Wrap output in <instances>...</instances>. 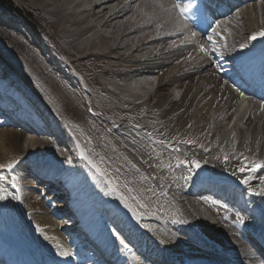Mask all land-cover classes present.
I'll return each mask as SVG.
<instances>
[{"label": "bare ground", "instance_id": "bare-ground-1", "mask_svg": "<svg viewBox=\"0 0 264 264\" xmlns=\"http://www.w3.org/2000/svg\"><path fill=\"white\" fill-rule=\"evenodd\" d=\"M13 1L14 12L31 22L36 33L13 13V22L0 18V28L23 48L52 101L38 95L36 104L11 75L2 77L7 69L0 67V97L7 99L10 111L26 115L17 118L18 125L34 126L26 131L29 138L6 116L0 118V165L15 162L11 171L0 168V175L18 180L17 188L11 181L5 184L8 199L0 201L3 249L10 243L69 262L85 259L81 264H110L113 257L115 264H147L146 258L130 251L129 244H139L153 255L154 263L180 264L187 257L189 264H255L243 235L254 240L237 228L238 216L226 204L190 193L198 182L233 186L240 191L234 200L250 197L260 216L258 221L243 217V222L264 228V111L256 104L243 113L237 110L236 95L219 74L216 57L207 49L192 48V42L185 44L186 39L179 40L173 32L177 20L165 7L167 2ZM228 17L225 26L210 28L212 41L203 46L215 45L221 55L233 58L251 49L264 50V37L258 35L264 32L262 0L240 2ZM65 58L69 61L61 60ZM81 63L95 65L86 79L71 73ZM138 76L148 78L141 81ZM97 87L111 100L95 104L101 98L92 96ZM82 104L92 106L94 117L80 113ZM60 120L75 130L116 191L102 198L99 189L81 179L65 186L59 171L47 167L51 159L41 160L46 144L57 146L56 157H63L59 164L68 170L72 166L67 159L81 158L74 134L69 135ZM3 158L10 160L5 164ZM27 163L32 164L28 172ZM49 192L55 194L49 197ZM218 192L231 196L229 191ZM90 236L100 248L94 250ZM120 240L129 243L127 250ZM100 249L107 259L100 257ZM65 252L68 255L61 254Z\"/></svg>", "mask_w": 264, "mask_h": 264}, {"label": "rangeland", "instance_id": "rangeland-1", "mask_svg": "<svg viewBox=\"0 0 264 264\" xmlns=\"http://www.w3.org/2000/svg\"><path fill=\"white\" fill-rule=\"evenodd\" d=\"M14 1L13 0H0V18L1 19H4L6 22H13V18L11 17L10 14H16L14 16H17L16 19L18 18L21 23H23L24 25H26L31 31L35 32L36 33V30L33 26V24L31 22H29L28 20L22 18V14L19 13L17 15V11L14 12V9H15V4H13ZM170 10V9H168ZM11 11V12H10ZM171 11V10H170ZM167 14L168 12L165 11ZM30 14L32 17H35V13L33 12H27V14ZM170 13V12H169ZM2 14V15H1ZM3 16V17H2ZM0 19V20H1ZM23 19V20H22ZM172 19H174V17L172 16ZM17 23V22H16ZM29 24V25H28ZM32 24V25H30ZM175 24V22H174ZM33 29V30H32ZM6 30H3V28H0V67H3L5 69H7V71L5 70L3 72V76H5L6 73H8L9 75H11L13 78H14V81L19 84L21 86L22 89H25V93L28 94L29 96H31L32 98L34 97V101H36V104L39 103V100L37 98V96L41 95L42 97L46 98L47 101H52L49 93H48V90L46 89V86L43 84L42 80H40L38 74L36 75V72H34V68L30 65V61L26 59V57H24L26 54L23 52V48H21L19 45H16L14 42V44L12 43L9 35H7L8 33L5 32ZM6 33V34H5ZM12 38V37H11ZM42 43V42H41ZM48 46V44L46 45ZM19 48V49H18ZM24 53V54H23ZM60 59V58H59ZM65 62L69 61L68 59H61ZM60 60V61H61ZM59 61V60H58ZM90 64V65H89ZM81 63L80 65H78V67L76 66L75 68L72 69L71 73L73 74H78L80 76H83L85 77L86 79V76L87 75H91L93 72L92 70L94 71L95 70V65H91V63ZM102 64V63H101ZM88 65V66H87ZM33 68V70H32ZM79 68V69H78ZM81 70V71H80ZM83 70V71H82ZM76 71V72H75ZM80 71V72H79ZM86 74H85V73ZM35 73V74H34ZM90 73V74H89ZM35 75V76H34ZM154 76L150 77L151 80H153L155 82V77L153 78ZM148 78V77H146ZM144 78V76H138V77H135V79H139L141 81H143V79H146ZM149 78V79H150ZM39 79V80H38ZM120 83V85H122L121 82H118ZM80 84V82H79ZM125 84V83H124ZM130 84L129 82H127V85ZM45 87H44V86ZM122 86H125V85H122ZM153 88V89H152ZM155 88H156V85H153V87H151L150 89V93H154L155 91ZM99 92L98 94H96L97 92ZM96 90L94 92H92V96L94 97H98L99 94H100V99L97 98V100H95V104H97L98 101L102 100H106V99H109L110 96L105 92L104 88H96ZM153 90V91H152ZM102 93V94H101ZM107 94V95H106ZM105 97V98H104ZM109 97V98H108ZM147 97V96H146ZM145 97V98H146ZM38 100V101H37ZM111 100V98L109 99ZM41 101V100H40ZM6 102V101H5ZM114 102V100H113ZM236 102H238V97L236 96ZM7 103V102H6ZM42 104V102L40 103ZM99 104V102H98ZM83 106L80 107V109L82 111H80V113H82L85 117L86 115L88 117H94L92 114L91 115V109H92V106L91 105H88V104H82ZM87 106H90L87 107ZM125 108H124V107ZM237 106H239V104H237ZM124 109H126V106L122 104V106ZM84 109V110H83ZM242 109V108H241ZM57 110L59 111L60 110V107L57 106ZM87 110V111H85ZM84 111V112H83ZM0 113H2L0 111ZM85 113V114H84ZM98 115V114H97ZM1 117H4V115H1ZM56 121V120H55ZM61 121V120H60ZM145 121V122H144ZM141 120L142 123H146L147 120L144 119ZM238 122V120H237ZM236 122V123H237ZM61 123L65 126V130L67 131V133L69 135H72L74 134L72 137L74 138V144L75 145H79V152L80 153H83L84 155H86L88 158H90L88 155H90V152L87 150V148L85 147V144H82V141L76 136V132L75 130H70L68 124L66 122H63L61 121ZM241 122L237 123L239 125ZM18 130V129H17ZM72 131V133H71ZM25 135V134H24ZM25 137H27L25 135ZM71 137V136H70ZM223 137H227L226 135L222 136L220 138V141H223V139H226V138H223ZM172 138V137H170ZM174 139V138H172ZM81 141V142H80ZM77 143V144H76ZM82 144V145H80ZM218 144H223L222 142H218ZM54 147H57L56 145H50V144H46L43 148H41L42 152H43V158H41L42 161H45L44 163H47L46 161H49L50 159V162H51V165L50 164H47L49 166V168H53V170L55 171H59V176L61 177L63 174L62 173H66V172H69L71 171L72 169L69 168H66L67 166L66 165H60L59 163L61 162L62 160V156H58L56 157L55 153H56V149ZM177 148H179L180 146H176ZM84 148V149H82ZM55 149V150H54ZM179 149H183L182 147H180ZM84 150V151H83ZM52 152V153H51ZM53 155V156H52ZM56 157V158H55ZM83 159L82 157L80 158L79 161H81L80 163H78L79 161H75L74 158H71V159H67L68 163H71V166L72 167H76V170H77V173H79V175L81 176L79 179L82 180V182L86 185V186H89V187H96L97 189H99V194L103 195L102 198H104L106 195L108 194H111L113 193L114 191L112 190L113 188V184H109L108 183V178L106 176H103V171H101V167L99 165L96 164V162L94 161L93 158H90V159ZM53 159V160H52ZM10 159L8 158H3L1 160L2 163L5 162V164L7 162H9ZM54 161V162H53ZM89 161H91V163H89ZM94 161V162H93ZM28 164V163H27ZM187 167V173H188V177H187V180H189V165L185 162L184 163ZM95 165V167L93 166ZM66 166V167H65ZM32 167V164H28L27 165V172L28 170ZM101 169V170H100ZM25 171V173H26ZM74 171V170H73ZM102 173V174H101ZM34 177L36 175H33ZM33 177V179H34ZM193 177V176H191ZM61 179V178H60ZM36 182V181H35ZM227 182V181H225ZM46 184V183H45ZM51 185V184H50ZM60 187V186H59ZM250 193V192H249ZM55 193L53 192H49V197L50 195H54ZM264 199V198H263ZM61 219V218H59ZM62 233H64L62 231Z\"/></svg>", "mask_w": 264, "mask_h": 264}, {"label": "snow or ice", "instance_id": "snow-or-ice-1", "mask_svg": "<svg viewBox=\"0 0 264 264\" xmlns=\"http://www.w3.org/2000/svg\"><path fill=\"white\" fill-rule=\"evenodd\" d=\"M177 8H179L180 10V15L181 16H186L189 12L192 13L193 16L197 17V19L200 18H204L206 19V16L204 15V11L202 9V7L199 4L193 5L191 3L189 4H185L183 6H181L180 4H176L175 5ZM213 31L215 32V29H213ZM259 36L264 37V32H261L258 34ZM257 37L256 35H253L251 37L252 40H255ZM211 39V38H209ZM242 47H246V45H242ZM213 50H215V45H213ZM201 51H205V49L203 47H201ZM81 157L83 159H87L86 156H84L83 153H81ZM89 163H91V161H89ZM95 167V165H93ZM199 165H197L198 167ZM6 167L7 170L11 171L14 167H15V162L9 163L6 166L4 165H0V168H4ZM257 167H260V165H257ZM241 171H243V169H241ZM11 181V187L12 188H17V184H18V180L16 179V177L14 176H10V177H5L3 175H0V201H4L8 199V188L5 187V184ZM109 184H112L111 181H108ZM116 187L117 186H113L112 190L116 191ZM260 194H264V190H262V192ZM14 199H18V197H13ZM121 199H123L121 197ZM125 204L127 206V202L125 201ZM144 205H141V207H143ZM134 215H138L137 213H134ZM238 219L241 223H243V217H239ZM120 244L122 245V247L127 250L128 249V245L124 242V240H120ZM62 255H68V253H61Z\"/></svg>", "mask_w": 264, "mask_h": 264}]
</instances>
